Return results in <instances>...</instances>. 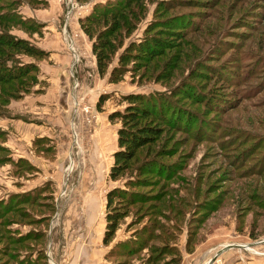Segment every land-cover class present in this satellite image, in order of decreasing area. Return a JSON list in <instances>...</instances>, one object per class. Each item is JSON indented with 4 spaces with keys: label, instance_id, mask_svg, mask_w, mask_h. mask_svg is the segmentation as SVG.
<instances>
[{
    "label": "rangeland",
    "instance_id": "1",
    "mask_svg": "<svg viewBox=\"0 0 264 264\" xmlns=\"http://www.w3.org/2000/svg\"><path fill=\"white\" fill-rule=\"evenodd\" d=\"M73 1L0 0V15L15 16L3 30L44 54L10 57L37 71L12 81L26 84L18 97L0 94V264H206L234 243L213 264H264V0H139L104 75L79 19L106 0ZM182 16L180 36L155 27L170 44L108 82L151 22ZM128 94L157 95L175 125L113 181L110 116ZM152 160L159 172H138ZM114 188L132 201H114L122 218L105 245Z\"/></svg>",
    "mask_w": 264,
    "mask_h": 264
},
{
    "label": "trees",
    "instance_id": "2",
    "mask_svg": "<svg viewBox=\"0 0 264 264\" xmlns=\"http://www.w3.org/2000/svg\"><path fill=\"white\" fill-rule=\"evenodd\" d=\"M82 1L77 0L78 3ZM140 8L139 0H106L105 2L93 4L90 12L79 19L83 32L92 41L91 49L100 75H104L117 49L123 46L121 42H118V44L115 42L119 35L117 32H120L122 28L126 29L128 33L133 31L135 27L130 28V25L132 22L136 26L141 19ZM133 9L136 10L134 11ZM7 16L6 14L0 15V94L9 95L5 98L6 102L9 98L18 97L19 93H24L23 91L25 90L26 84L24 82L13 83L12 81H17L19 78H24L29 73L37 71L34 66H27L26 68L7 66L10 57L14 56L15 53L35 57L44 55L43 52L29 45L27 41L17 39L7 34L6 30H3L4 18ZM8 17L13 19L15 16L9 15ZM180 18L187 20L184 16L171 18L161 24L163 28L160 27L159 20L158 22L157 20L151 22L145 29L141 40L131 42L118 56L117 65L110 70L108 82L116 83L120 81L124 75L126 65L133 59L137 60L135 63L140 64L141 61L139 60L153 58L161 49L170 44L169 40H162V36H157L156 33L153 34L155 27H158L156 31L166 35L167 39L169 38L168 36H171L170 40L173 37L180 36V32H183L184 29L182 25H186V22ZM100 25L103 28L96 32L95 28ZM151 30L152 32H150ZM3 87L5 92H3ZM123 100L127 103L126 107L110 116L111 120L117 119L120 122L117 130L118 149L113 154V164L109 173V177L113 181L122 176L129 168L130 161L135 157L138 149L149 145V143L154 141L155 137L159 136L160 127H162L160 125L174 124L173 121H168L165 117L164 109L159 106V97L157 95L128 94L123 97ZM97 105H101V100L98 101ZM176 126H178V123H176ZM153 161L143 163L140 169L138 168V172L146 171L150 173L154 170L159 172V169H161L160 163ZM140 182L142 180L134 179L133 182H130V185ZM131 196V192L119 188H114L107 193L106 226L102 239L105 245H108L112 240L118 223L122 218L121 210L113 205L114 201H117V203L121 201L129 202L132 201L130 199Z\"/></svg>",
    "mask_w": 264,
    "mask_h": 264
},
{
    "label": "water",
    "instance_id": "3",
    "mask_svg": "<svg viewBox=\"0 0 264 264\" xmlns=\"http://www.w3.org/2000/svg\"><path fill=\"white\" fill-rule=\"evenodd\" d=\"M236 247H243V246H242L241 244H236V243H234V244H229V245H227V246H224L221 250H218V251L216 252V254H214V256H212V258H210L206 264H213V263L216 261L218 255H219L221 252H223V251H225V250H227V249H229V248H236Z\"/></svg>",
    "mask_w": 264,
    "mask_h": 264
},
{
    "label": "built area",
    "instance_id": "4",
    "mask_svg": "<svg viewBox=\"0 0 264 264\" xmlns=\"http://www.w3.org/2000/svg\"><path fill=\"white\" fill-rule=\"evenodd\" d=\"M69 1L71 2V4L74 2L73 0H69ZM76 3H78V2H76ZM76 6H77V4H76ZM68 14H69V11H68ZM70 48H72V46Z\"/></svg>",
    "mask_w": 264,
    "mask_h": 264
},
{
    "label": "crops",
    "instance_id": "5",
    "mask_svg": "<svg viewBox=\"0 0 264 264\" xmlns=\"http://www.w3.org/2000/svg\"><path fill=\"white\" fill-rule=\"evenodd\" d=\"M67 169H68V168H67ZM67 169H66V171H68Z\"/></svg>",
    "mask_w": 264,
    "mask_h": 264
}]
</instances>
